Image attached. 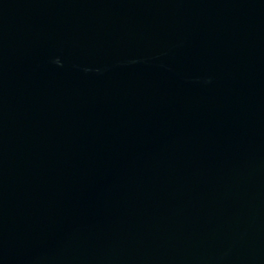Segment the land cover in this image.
Here are the masks:
<instances>
[{
    "label": "water",
    "instance_id": "1",
    "mask_svg": "<svg viewBox=\"0 0 264 264\" xmlns=\"http://www.w3.org/2000/svg\"><path fill=\"white\" fill-rule=\"evenodd\" d=\"M0 264H264V0H0Z\"/></svg>",
    "mask_w": 264,
    "mask_h": 264
}]
</instances>
